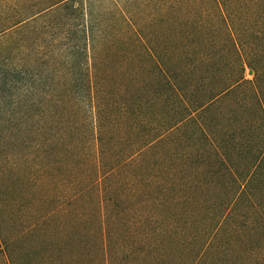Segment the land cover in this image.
Returning a JSON list of instances; mask_svg holds the SVG:
<instances>
[{
    "label": "trees",
    "instance_id": "obj_1",
    "mask_svg": "<svg viewBox=\"0 0 264 264\" xmlns=\"http://www.w3.org/2000/svg\"><path fill=\"white\" fill-rule=\"evenodd\" d=\"M0 264H264V0H0Z\"/></svg>",
    "mask_w": 264,
    "mask_h": 264
},
{
    "label": "rangeland",
    "instance_id": "obj_2",
    "mask_svg": "<svg viewBox=\"0 0 264 264\" xmlns=\"http://www.w3.org/2000/svg\"><path fill=\"white\" fill-rule=\"evenodd\" d=\"M245 76L247 79H251L253 76L252 71L250 69H246Z\"/></svg>",
    "mask_w": 264,
    "mask_h": 264
}]
</instances>
